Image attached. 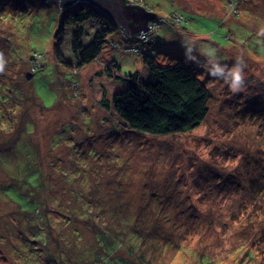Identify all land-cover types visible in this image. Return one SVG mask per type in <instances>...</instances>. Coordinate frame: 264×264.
<instances>
[{
    "label": "rangeland",
    "instance_id": "1",
    "mask_svg": "<svg viewBox=\"0 0 264 264\" xmlns=\"http://www.w3.org/2000/svg\"><path fill=\"white\" fill-rule=\"evenodd\" d=\"M128 1L161 16L147 23L157 19L150 25L159 32L157 44L140 46L137 36L130 42L119 30L101 57L82 68L72 53L71 27L62 46L70 66L55 59L59 6L0 12V77L19 85L26 78L24 86L45 108L31 110L37 127L28 122L14 156L4 157L15 160V170L0 167V264L54 263L45 249L44 205L34 197L43 188H30L36 176L30 160L44 162L50 192L67 208L82 210L72 190L90 182L101 192H124L134 212L167 215L166 229L188 240L177 254L156 253L157 264H264V0ZM83 26L89 43L100 27L95 21ZM157 49L163 63L201 68L211 91L208 118L190 133L159 137L130 131L97 103L99 90L90 84L97 72L116 61L123 75L136 73L143 70V53L158 55ZM170 53L176 58L166 57ZM15 134L0 133V145L10 144ZM56 166L71 176L82 173L79 186L56 173ZM174 207L185 214L196 209L213 222L192 218L190 226L186 215L172 217ZM74 227L85 242L92 241L82 222L75 220ZM248 234L254 241L246 245Z\"/></svg>",
    "mask_w": 264,
    "mask_h": 264
},
{
    "label": "trees",
    "instance_id": "2",
    "mask_svg": "<svg viewBox=\"0 0 264 264\" xmlns=\"http://www.w3.org/2000/svg\"><path fill=\"white\" fill-rule=\"evenodd\" d=\"M125 3L138 11L142 10L141 6L129 5L127 0ZM47 6L51 5L39 0H0V12L10 9L14 14L39 11ZM144 10L147 11L145 8ZM58 11L60 20L55 33L54 54L56 61L65 66H70L62 54L63 38L68 27L74 29L71 35L72 53L78 68L96 62L109 39L119 30L128 33L106 13L87 3L77 4L69 9L59 7ZM89 21H95L100 30L86 43L87 34L83 25ZM137 35L138 32L128 33L126 40L132 42L133 36ZM154 41L144 46L153 45ZM154 52L158 55L143 53V70L136 73L123 75L121 66L116 61L97 72L90 80L93 88L96 89L94 86H97L99 90L97 103L116 124L130 131L159 137L190 133L202 126L209 115L212 94L207 82L200 77L198 70L202 69H196L197 66L194 67L190 62L163 63L159 59V50ZM166 57L176 58L172 57L171 53ZM25 79L23 78L24 84L29 83ZM24 84H10L4 77H0V133L9 129L11 133L16 131L15 137L7 141L10 144L0 145V155L6 160L5 163L0 160V167L8 165L13 170L17 163L8 158L14 156L13 147L22 137L28 122L37 127L29 114L34 107L42 106L34 90L26 88ZM91 156L94 157V153ZM30 161L34 166L32 173L36 175L34 179L31 178L30 188H43L34 197L40 199L44 205L41 211L46 212L45 229L48 237L45 240V249L53 264H157L154 256L156 253H167L170 249L177 254L183 243L188 240L181 236L174 238V232L170 228L166 229L170 227V220L161 211H157L156 216L153 213L155 210L134 212L130 201L123 199L124 192L114 189L101 192L92 187L90 182L82 185V173L71 176L70 172H63L56 166L55 172H62L68 178V183L77 182L78 186L80 184V190L72 192L77 198V203L82 205V210H77L76 207L67 208L63 199L55 195V192H50L51 173L49 176L43 174L44 162ZM32 173L28 174L31 176ZM86 186L89 190L85 189ZM102 198L104 199L101 202ZM196 211L194 209L191 214H185L174 207L172 217L186 215V218H183L185 223L199 217L213 222L212 217L198 215ZM75 220L82 222L89 230L92 241L85 242L84 235L79 236L82 233L74 227ZM189 225L191 226V223ZM249 238L250 234L246 236L247 240H244L246 245L254 241ZM199 253V259H206L204 253Z\"/></svg>",
    "mask_w": 264,
    "mask_h": 264
},
{
    "label": "water",
    "instance_id": "3",
    "mask_svg": "<svg viewBox=\"0 0 264 264\" xmlns=\"http://www.w3.org/2000/svg\"><path fill=\"white\" fill-rule=\"evenodd\" d=\"M47 5H57L63 9H69L77 4L87 3L106 13L119 25L127 30L128 33L139 32L147 29V23L151 18L161 16L134 7L127 6L125 0H39ZM128 1V0H127ZM130 5V4H129ZM131 6H139L132 5ZM136 26V27H135ZM127 33V34H128ZM27 78H30L29 76Z\"/></svg>",
    "mask_w": 264,
    "mask_h": 264
},
{
    "label": "built area",
    "instance_id": "4",
    "mask_svg": "<svg viewBox=\"0 0 264 264\" xmlns=\"http://www.w3.org/2000/svg\"><path fill=\"white\" fill-rule=\"evenodd\" d=\"M156 20L154 21L155 23L157 22ZM153 23H152V20H151L150 25H152ZM150 25L147 26L148 27L147 29H144V30L138 32L137 38L135 39V42H136L135 44L138 43L140 46H142L144 44H148V43L152 42V40L155 39L157 29L151 28ZM136 46L137 45H135V48H136Z\"/></svg>",
    "mask_w": 264,
    "mask_h": 264
},
{
    "label": "crops",
    "instance_id": "5",
    "mask_svg": "<svg viewBox=\"0 0 264 264\" xmlns=\"http://www.w3.org/2000/svg\"><path fill=\"white\" fill-rule=\"evenodd\" d=\"M168 38H169V37H166V38H164V39H165V40L167 39V41H168ZM155 42H156V40L154 41V43H155ZM155 44H157V43H155ZM149 46H151V45H149ZM149 46H148V47H149ZM152 46H154V44H153Z\"/></svg>",
    "mask_w": 264,
    "mask_h": 264
},
{
    "label": "clouds",
    "instance_id": "6",
    "mask_svg": "<svg viewBox=\"0 0 264 264\" xmlns=\"http://www.w3.org/2000/svg\"><path fill=\"white\" fill-rule=\"evenodd\" d=\"M0 70H2V68H0ZM234 90H235V88H234Z\"/></svg>",
    "mask_w": 264,
    "mask_h": 264
},
{
    "label": "bare ground",
    "instance_id": "7",
    "mask_svg": "<svg viewBox=\"0 0 264 264\" xmlns=\"http://www.w3.org/2000/svg\"><path fill=\"white\" fill-rule=\"evenodd\" d=\"M156 34H158V33L156 32Z\"/></svg>",
    "mask_w": 264,
    "mask_h": 264
}]
</instances>
